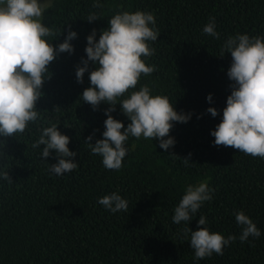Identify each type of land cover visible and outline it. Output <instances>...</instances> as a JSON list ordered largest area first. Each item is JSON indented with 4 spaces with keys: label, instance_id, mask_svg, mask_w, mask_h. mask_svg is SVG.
Returning a JSON list of instances; mask_svg holds the SVG:
<instances>
[{
    "label": "trees",
    "instance_id": "1",
    "mask_svg": "<svg viewBox=\"0 0 264 264\" xmlns=\"http://www.w3.org/2000/svg\"><path fill=\"white\" fill-rule=\"evenodd\" d=\"M94 2L50 0L44 14V25L61 32L50 41L54 47L69 30L77 38L70 42L72 54L58 53L49 65L51 78L36 105L40 119L23 134L0 137V168L6 166L13 181L0 180V264H264V159L214 146L210 135L222 120L233 83L227 76L232 58L220 57L221 45L236 34L264 35V0H100L102 10L93 9ZM118 10L153 13L160 33L149 42L154 54L143 58L156 70L142 76L136 90L146 84L153 95L167 96L178 113L191 117L187 123L173 122L169 137L175 144L168 150L159 140L129 137L123 166L114 171L84 143L94 131L93 145L103 138L104 112L110 107L102 103L94 111L80 98L95 66L89 62L82 84L75 72L87 59L86 38L95 29L98 41ZM90 12L101 13L100 20L88 22ZM210 17L220 40L202 34ZM210 107L216 117L206 111ZM111 115L125 127L130 123L120 105ZM49 122L59 124L58 131L70 138L69 150L78 153L73 160L78 168L64 176L48 170L57 162L55 151L44 159L32 148ZM201 181L214 189L213 199L188 227L196 231L203 215L210 231L237 239L223 255L195 260L183 235L186 224H173L172 216L186 186ZM114 192L127 200V211L112 213L98 203ZM241 210L260 230L259 238L239 241L233 213Z\"/></svg>",
    "mask_w": 264,
    "mask_h": 264
},
{
    "label": "clouds",
    "instance_id": "2",
    "mask_svg": "<svg viewBox=\"0 0 264 264\" xmlns=\"http://www.w3.org/2000/svg\"><path fill=\"white\" fill-rule=\"evenodd\" d=\"M50 6V0H0V137L14 138L23 134L29 124L40 119L41 112L36 105L43 96L41 89L45 80L51 78L49 65L58 53L74 52L70 43L77 38L74 31L69 30L58 47L50 43L61 35L54 26L46 27L43 23ZM103 7L100 0L92 4L93 9L102 10ZM100 16L101 13L90 12L87 21L100 20ZM108 25L101 30L98 41L95 29L86 38L87 59H81L83 66H77L75 76L82 84L85 73L89 72V62L95 66L89 73L90 87L80 98L94 111L99 110L102 103L110 107L104 112L107 119L103 138L93 145L94 131L84 143L92 155L102 157L105 169L119 171L129 151L126 147L129 137L159 140V147L168 150L175 144L174 138L169 137L173 122L187 123L191 114L178 113L167 96L153 95L146 84L136 90L141 77L150 76L156 70L143 59L154 54L155 49L149 42H156L160 34L155 28L154 14L118 10L108 19ZM202 34L221 39L216 31L215 17L209 18ZM226 54L232 58L227 72L233 82L231 95L227 97L221 122L210 135L215 138L214 146L231 147L244 155L264 159V35L228 36L221 45L220 57ZM207 100L212 102L211 94ZM117 105L130 121L127 127L111 115ZM206 111L212 117L219 114L214 107ZM58 125L49 122V126L42 127L32 148L40 149V158L44 159L55 151L57 162L48 165V170L56 176H64L78 168V163L73 162L78 153L69 150L70 138L58 131ZM183 161L186 165L189 163L188 159ZM9 173L6 166L0 168V180L13 183ZM213 194L214 189L206 181L189 184L174 208L172 223L186 224L182 231L195 260L210 258L213 254L223 255V249L237 239L235 235L225 238L210 231L203 215L199 216L196 231L188 227L202 205L213 199ZM98 203L112 213L128 209L127 200L115 192L98 198ZM233 215L241 228L238 237L241 243L249 237L261 236L255 223L242 210Z\"/></svg>",
    "mask_w": 264,
    "mask_h": 264
},
{
    "label": "rangeland",
    "instance_id": "3",
    "mask_svg": "<svg viewBox=\"0 0 264 264\" xmlns=\"http://www.w3.org/2000/svg\"><path fill=\"white\" fill-rule=\"evenodd\" d=\"M41 2H43V0H41Z\"/></svg>",
    "mask_w": 264,
    "mask_h": 264
}]
</instances>
